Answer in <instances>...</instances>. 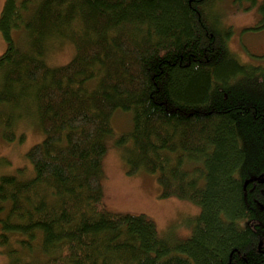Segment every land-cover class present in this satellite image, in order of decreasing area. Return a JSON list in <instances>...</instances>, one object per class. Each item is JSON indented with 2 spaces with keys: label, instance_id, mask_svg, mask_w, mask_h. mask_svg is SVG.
<instances>
[{
  "label": "trees",
  "instance_id": "trees-1",
  "mask_svg": "<svg viewBox=\"0 0 264 264\" xmlns=\"http://www.w3.org/2000/svg\"><path fill=\"white\" fill-rule=\"evenodd\" d=\"M216 1L5 0L2 138L24 140L14 129L27 102L44 133L27 153L35 176L0 178V246L39 251L9 250L12 264H264V67L241 64L232 31L210 23ZM233 2L259 5L251 29L264 30V0ZM56 42L75 55L53 67ZM118 110L133 118L118 141L131 145L129 174H158L162 197L201 208L189 239L103 208Z\"/></svg>",
  "mask_w": 264,
  "mask_h": 264
},
{
  "label": "rangeland",
  "instance_id": "rangeland-1",
  "mask_svg": "<svg viewBox=\"0 0 264 264\" xmlns=\"http://www.w3.org/2000/svg\"><path fill=\"white\" fill-rule=\"evenodd\" d=\"M4 4L5 0H0V17ZM207 13L210 23L217 29L232 31L228 45L241 64L264 67V30L251 29L259 21V5L243 11L236 7L233 0H221L216 1ZM51 45L46 57L50 66H63L75 55V48L70 42ZM6 50L7 44L0 32V56ZM28 103L18 110L21 118L14 129L17 136H24L23 141L19 138L13 142L4 140L0 129V178L13 175L20 180H29L35 176L27 153L43 141L44 133L33 106L32 109ZM112 126L114 135L108 141V152L102 160L103 208L118 215H145L156 224L162 236L172 241L189 239L201 215V208L175 196L162 197L158 174L148 173L142 168L129 174L124 156L131 145H120L118 141L123 134L132 130L131 113L116 111L112 116ZM4 216L5 212L0 213V219ZM13 242L9 246H0V264H12L13 258L8 254L12 249L17 250V256L25 260L39 255V251L29 252Z\"/></svg>",
  "mask_w": 264,
  "mask_h": 264
},
{
  "label": "bare ground",
  "instance_id": "bare-ground-1",
  "mask_svg": "<svg viewBox=\"0 0 264 264\" xmlns=\"http://www.w3.org/2000/svg\"><path fill=\"white\" fill-rule=\"evenodd\" d=\"M38 254V253H37Z\"/></svg>",
  "mask_w": 264,
  "mask_h": 264
}]
</instances>
